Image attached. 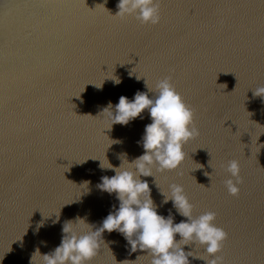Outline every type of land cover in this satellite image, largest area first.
Wrapping results in <instances>:
<instances>
[{
    "label": "water",
    "instance_id": "1",
    "mask_svg": "<svg viewBox=\"0 0 264 264\" xmlns=\"http://www.w3.org/2000/svg\"><path fill=\"white\" fill-rule=\"evenodd\" d=\"M118 3L19 0L11 13L0 8V264H30L37 247L48 254L60 245L65 221L86 218L96 230L118 210L116 195L97 187L115 175L100 164L143 155L138 142L151 118L145 110L109 131L111 121L97 116L109 103L115 115L121 96L132 101L169 75L195 110L199 136L184 146L177 172L141 177L158 214L186 222L163 203L179 184L193 215L215 212L228 234L224 264H264V98L253 97L264 87V0H161L157 26L113 18ZM230 160L243 178L238 197L223 183ZM102 238L91 264H149L122 234ZM183 250L206 256L199 245Z\"/></svg>",
    "mask_w": 264,
    "mask_h": 264
},
{
    "label": "clouds",
    "instance_id": "2",
    "mask_svg": "<svg viewBox=\"0 0 264 264\" xmlns=\"http://www.w3.org/2000/svg\"><path fill=\"white\" fill-rule=\"evenodd\" d=\"M99 6L107 10L103 5ZM117 9L115 15L111 14L113 18L123 20L131 16L141 26H157L161 21V0H119ZM112 80L116 85L121 83L117 77ZM172 80L173 76L169 75L158 80L154 88L149 87L146 82L148 92L137 91L132 101L124 96L119 98L114 109L115 115L113 105L109 103L97 116L111 121L110 128H107L110 131L113 125L126 126L147 110L151 123L146 125L142 141L138 142L141 143L144 154L130 163L121 155L119 158L122 163L119 167H114L109 162L105 167L101 162L102 169L112 170L115 175L111 178L102 177V182L97 187L103 192L116 195L118 210L113 206V211L96 230L86 222V218L77 216L74 221H65L60 245L48 254H41L37 247L30 264H91L98 256L101 245L105 244L102 238L105 232L122 234L132 252L139 249L151 257L149 264H189V257L201 259L206 264H224V257L219 253L223 251L228 234L216 226V213L207 211L194 216L195 206L189 201L183 186L173 183L169 186L170 195L164 194L163 203L171 201L176 212L186 218V222L182 220L174 223L171 212L167 218L158 214L149 184L146 180H141V177H154L153 169L159 173L177 172L185 160L184 146L199 136L195 110L185 102ZM221 86L226 88V85ZM149 92L155 94L154 99L149 98ZM253 97L264 98V87L253 90ZM111 141V145L121 143L118 140ZM209 166L211 167L210 162ZM225 171L231 178L223 182L224 186L229 195L238 197V185L243 184L239 162L228 161ZM178 175L182 173L178 172ZM204 175L209 174L205 172ZM84 183L87 185L90 182ZM40 227H43L42 223L37 225V231ZM177 235L180 237L178 241ZM192 244L201 246L206 256H197L191 251L186 253L183 250L184 246ZM135 262L125 260L122 264Z\"/></svg>",
    "mask_w": 264,
    "mask_h": 264
},
{
    "label": "bare ground",
    "instance_id": "3",
    "mask_svg": "<svg viewBox=\"0 0 264 264\" xmlns=\"http://www.w3.org/2000/svg\"><path fill=\"white\" fill-rule=\"evenodd\" d=\"M19 0H0V8L8 13H11L15 10L16 4Z\"/></svg>",
    "mask_w": 264,
    "mask_h": 264
}]
</instances>
